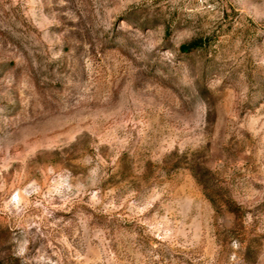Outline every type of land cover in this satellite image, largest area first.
<instances>
[{
	"label": "rangeland",
	"instance_id": "obj_1",
	"mask_svg": "<svg viewBox=\"0 0 264 264\" xmlns=\"http://www.w3.org/2000/svg\"><path fill=\"white\" fill-rule=\"evenodd\" d=\"M0 264H264V0H0Z\"/></svg>",
	"mask_w": 264,
	"mask_h": 264
}]
</instances>
